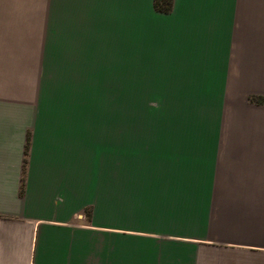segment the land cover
Masks as SVG:
<instances>
[{
  "label": "crops",
  "instance_id": "crops-1",
  "mask_svg": "<svg viewBox=\"0 0 264 264\" xmlns=\"http://www.w3.org/2000/svg\"><path fill=\"white\" fill-rule=\"evenodd\" d=\"M2 19L47 29L0 34V264H264V103L109 130L96 103L105 54L166 100L264 85V0H0Z\"/></svg>",
  "mask_w": 264,
  "mask_h": 264
},
{
  "label": "rangeland",
  "instance_id": "rangeland-1",
  "mask_svg": "<svg viewBox=\"0 0 264 264\" xmlns=\"http://www.w3.org/2000/svg\"><path fill=\"white\" fill-rule=\"evenodd\" d=\"M16 25H18V27H16ZM35 25H40L41 28L47 29V19L36 22H27L21 19H2L0 20V34L2 30H11L13 28L30 29ZM103 58L102 100L96 102L99 103V107H102V130H109L117 125L177 123H196L198 125L208 126L209 128L214 120V116L216 119L215 114L218 112L220 116L221 107H226V105L229 104L233 109L239 108L242 110L244 105H248V107L255 106L257 102L253 100V98H259V96L264 95L262 91H259L264 89L263 84L257 86L256 84L250 83L235 86L234 88L236 90L228 101L219 100L212 102L211 100H197L195 102H190L178 99H161L163 97L168 98L169 96L176 95L164 93V88L161 85L137 86L130 83H123L130 81L129 78L122 77L123 70L114 67L115 63L112 60L109 61L106 59V54L103 55ZM260 70L263 76L264 68H260ZM262 80H264V78H262ZM206 87L210 89V86ZM246 90H249V92ZM242 91L244 94H238ZM145 93L149 94L148 96L152 98L154 97V99H143ZM242 94L245 95V98H243V96L240 97ZM186 111H189V115L191 116L181 117V114H184ZM238 135L240 134H235V136Z\"/></svg>",
  "mask_w": 264,
  "mask_h": 264
},
{
  "label": "trees",
  "instance_id": "trees-1",
  "mask_svg": "<svg viewBox=\"0 0 264 264\" xmlns=\"http://www.w3.org/2000/svg\"><path fill=\"white\" fill-rule=\"evenodd\" d=\"M174 7V0H155V8L157 11L165 14L172 12ZM257 103H264V98H253Z\"/></svg>",
  "mask_w": 264,
  "mask_h": 264
}]
</instances>
